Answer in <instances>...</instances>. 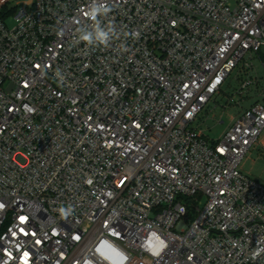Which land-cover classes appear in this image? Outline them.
<instances>
[{"label":"built area","instance_id":"1","mask_svg":"<svg viewBox=\"0 0 264 264\" xmlns=\"http://www.w3.org/2000/svg\"><path fill=\"white\" fill-rule=\"evenodd\" d=\"M104 2L118 38L90 48L91 0H0V264H264V184L240 169L264 153V90L242 107L264 0ZM233 72L209 140L194 122Z\"/></svg>","mask_w":264,"mask_h":264},{"label":"rangeland","instance_id":"2","mask_svg":"<svg viewBox=\"0 0 264 264\" xmlns=\"http://www.w3.org/2000/svg\"><path fill=\"white\" fill-rule=\"evenodd\" d=\"M6 25L10 28L13 26V21L7 20ZM255 71L254 74L259 79L258 91L254 88L249 94V98L242 104V107L248 106L251 102L255 101L254 98L259 91L264 90V69L260 65L259 61L253 62ZM235 72L231 74L227 82L222 88V93L216 97L207 105L205 111L194 122V126L202 130L204 135L209 140H217L226 127L229 125L230 118L235 117L239 109L235 104L227 105L228 97L234 93L236 82L233 77ZM227 107L224 109L223 107ZM264 137V133L261 135ZM242 171L251 178L264 184V153H262L260 147L252 149L241 161Z\"/></svg>","mask_w":264,"mask_h":264},{"label":"clouds","instance_id":"3","mask_svg":"<svg viewBox=\"0 0 264 264\" xmlns=\"http://www.w3.org/2000/svg\"><path fill=\"white\" fill-rule=\"evenodd\" d=\"M111 12L112 8L108 6L104 0H91V3L87 8L86 15L89 20L92 21V24L82 25L77 29V43L84 42L90 48L100 46L108 47L114 36L118 38L115 25L111 23L104 25L101 19H99V17H107ZM56 75L60 82L63 83L64 77L59 70L57 71ZM68 211L61 209V212L65 216L68 215ZM164 246L165 245L161 243L160 250H162ZM262 253H264V248L258 247L252 253L253 259L260 256Z\"/></svg>","mask_w":264,"mask_h":264},{"label":"crops","instance_id":"4","mask_svg":"<svg viewBox=\"0 0 264 264\" xmlns=\"http://www.w3.org/2000/svg\"><path fill=\"white\" fill-rule=\"evenodd\" d=\"M240 169H241V171H242V166H240ZM243 172V171H242ZM244 173V172H243ZM246 174V173H245Z\"/></svg>","mask_w":264,"mask_h":264}]
</instances>
